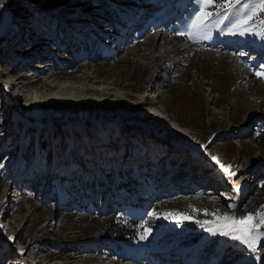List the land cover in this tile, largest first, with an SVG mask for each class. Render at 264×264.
<instances>
[{
    "label": "rangeland",
    "instance_id": "1",
    "mask_svg": "<svg viewBox=\"0 0 264 264\" xmlns=\"http://www.w3.org/2000/svg\"><path fill=\"white\" fill-rule=\"evenodd\" d=\"M193 7L192 0H5L0 264H153L154 257L159 264L164 254L193 264H264L260 244L258 262L238 241L195 223L231 214L229 203L245 215L264 205V78L252 70L264 63V41L220 35L215 26L199 42L176 35ZM139 106L149 112L144 119ZM214 156L236 175L213 182L223 171ZM27 189L39 192L29 199ZM174 212L192 219L164 218ZM112 215L133 225L129 239L99 236Z\"/></svg>",
    "mask_w": 264,
    "mask_h": 264
},
{
    "label": "snow or ice",
    "instance_id": "2",
    "mask_svg": "<svg viewBox=\"0 0 264 264\" xmlns=\"http://www.w3.org/2000/svg\"><path fill=\"white\" fill-rule=\"evenodd\" d=\"M194 7L187 18L185 30L176 32V35H183L193 42H199L211 37L212 26L219 31L220 35L243 38H259L264 41V0H192ZM5 6V0H0V8ZM239 55L246 56V52H239ZM247 66V65H246ZM259 68V71L255 69ZM252 70L257 77L264 78V63L253 65ZM264 119V118H262ZM260 133L258 132L257 135ZM206 147V146H205ZM219 164L224 173L231 178L235 172L229 171L231 165L220 164L217 157H212ZM4 165L0 164V168ZM264 187V183L261 184ZM234 192H239L236 187ZM230 200L238 199L236 195L229 197ZM228 207L233 209L231 214L224 213L216 215L215 219L195 220V223L207 231L212 236L227 237L233 241H238L241 245L246 246L249 255L254 254L256 261H261L257 245L264 248V231H260L264 226V205H261V211L248 213L247 215L237 212V205L229 203ZM199 211V210H196ZM208 215L207 210H204ZM149 216H155V211L149 212ZM165 219H174L177 223L185 220H191L192 217L179 212L164 214ZM150 229L141 234L140 239L144 240L150 234ZM10 240L14 239L9 237ZM21 255L24 249L20 250Z\"/></svg>",
    "mask_w": 264,
    "mask_h": 264
},
{
    "label": "trees",
    "instance_id": "3",
    "mask_svg": "<svg viewBox=\"0 0 264 264\" xmlns=\"http://www.w3.org/2000/svg\"><path fill=\"white\" fill-rule=\"evenodd\" d=\"M86 48L90 49V43L87 41ZM112 218H106L107 220H104L103 223L99 226L98 232L99 236L107 239H120L122 241H125L128 238V232L125 231V228L133 227V225L125 224L123 221L119 220L117 217L111 216ZM131 232V231H130Z\"/></svg>",
    "mask_w": 264,
    "mask_h": 264
},
{
    "label": "bare ground",
    "instance_id": "4",
    "mask_svg": "<svg viewBox=\"0 0 264 264\" xmlns=\"http://www.w3.org/2000/svg\"><path fill=\"white\" fill-rule=\"evenodd\" d=\"M61 89V88H60ZM62 90V89H61ZM89 91V90H88ZM8 93H10V92H12V88H10L8 91H7ZM22 97H23V99H24V96H22V95H19L18 97L17 96H15V100H17V101H19V99H22ZM55 100H57V99H55ZM59 101L61 102L62 100H60V99H58V103H59ZM15 106H16V104H15ZM136 112H138L139 113V117H141V118H143L144 119V117L145 116H147V114L149 113V112H145L144 110H143V107L142 106H139L138 107V110L136 111ZM154 113V112H153ZM146 114V115H145ZM143 116V117H142ZM159 119V117H157V119L156 120H158ZM156 124V122H153V125H155ZM35 192L33 191V194H34ZM175 256H173L172 255V257H169L168 259H165L163 262L166 264H173V262L174 263H177V261H176V259L174 258ZM107 260H110V258H108ZM110 262H111V264H117V261L116 260H110ZM186 264H190V261H188V263H186ZM220 264V263H219Z\"/></svg>",
    "mask_w": 264,
    "mask_h": 264
}]
</instances>
